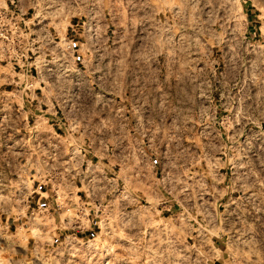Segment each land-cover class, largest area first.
<instances>
[{
  "label": "rangeland",
  "instance_id": "rangeland-1",
  "mask_svg": "<svg viewBox=\"0 0 264 264\" xmlns=\"http://www.w3.org/2000/svg\"><path fill=\"white\" fill-rule=\"evenodd\" d=\"M12 1L0 264H264V0Z\"/></svg>",
  "mask_w": 264,
  "mask_h": 264
},
{
  "label": "built area",
  "instance_id": "built-area-1",
  "mask_svg": "<svg viewBox=\"0 0 264 264\" xmlns=\"http://www.w3.org/2000/svg\"><path fill=\"white\" fill-rule=\"evenodd\" d=\"M11 7H0V57L10 61L16 67L29 64L26 49L21 44L25 34V21L20 17L16 1H11Z\"/></svg>",
  "mask_w": 264,
  "mask_h": 264
},
{
  "label": "crops",
  "instance_id": "crops-1",
  "mask_svg": "<svg viewBox=\"0 0 264 264\" xmlns=\"http://www.w3.org/2000/svg\"><path fill=\"white\" fill-rule=\"evenodd\" d=\"M12 0H5V3L7 4V8H9V7H11V4H12V2H11ZM18 5V7H19V15H20V17L22 18V19H24V11H25V5H24V3L22 2V1H19V3L17 4ZM25 20V19H24ZM150 61H146V67L148 68V71H153V66H151L150 67V64H152V63H149ZM161 66V65H160ZM19 69H21V67H19ZM157 69H158V64H156V66H155V70H156V73H158V71H157ZM26 78H24V79H19L20 81H22L23 83L25 82V80L26 79H30V80H32L33 81V79H31L30 77L29 78H27V76H25ZM163 77H159V76H157L156 75V77H154V78H152V76H148L147 78H146V83L147 84H150L151 82H152V80H154V82H155V84L156 85H158V84H160V83H162V81H163ZM18 81V80H17ZM129 83H135V84H143L144 83V81H143V78L142 77H138V76H133V78H130V80H129ZM135 114H137V115H144V114H147V115H153V116H157L158 115V113H150V111H145L144 109H135ZM147 112V113H146ZM132 114V113H131ZM132 128L134 129V130H139V131H141V130H144V128H147V130L148 131H151V130H155L156 131V129H159V126L157 125V123L154 125V124H151V123H148V124H142L141 122H140V124H137L136 126L135 125H132V124H130L129 125V129L130 130H132ZM141 141H143L144 142V140L141 138ZM148 143V142H147ZM131 164V163H130ZM134 164H135V162H134ZM131 170L133 169V167H132V165H131V168H130ZM135 172V171H134ZM131 175V174H130Z\"/></svg>",
  "mask_w": 264,
  "mask_h": 264
},
{
  "label": "clouds",
  "instance_id": "clouds-1",
  "mask_svg": "<svg viewBox=\"0 0 264 264\" xmlns=\"http://www.w3.org/2000/svg\"><path fill=\"white\" fill-rule=\"evenodd\" d=\"M0 7H7V4L5 3V0H0Z\"/></svg>",
  "mask_w": 264,
  "mask_h": 264
}]
</instances>
